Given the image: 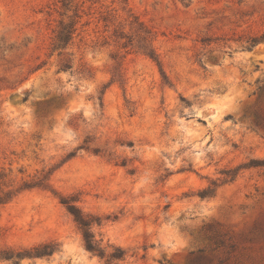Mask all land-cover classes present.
I'll return each mask as SVG.
<instances>
[{
  "label": "rangeland",
  "instance_id": "rangeland-1",
  "mask_svg": "<svg viewBox=\"0 0 264 264\" xmlns=\"http://www.w3.org/2000/svg\"><path fill=\"white\" fill-rule=\"evenodd\" d=\"M64 198L119 264H264V0H0V252L57 248L0 264H106Z\"/></svg>",
  "mask_w": 264,
  "mask_h": 264
},
{
  "label": "trees",
  "instance_id": "trees-1",
  "mask_svg": "<svg viewBox=\"0 0 264 264\" xmlns=\"http://www.w3.org/2000/svg\"><path fill=\"white\" fill-rule=\"evenodd\" d=\"M67 27H62L59 31L57 38L59 40V46H63L68 43L71 39L72 30ZM212 189H207L201 192L200 196L204 197L210 195ZM70 198H64L61 200V203L65 204L68 212L73 216L74 221L77 223L81 229L82 240L84 248L89 251L91 254L98 256L101 259H105L106 264H119V262L125 259V250L118 246H109L110 251H106L105 248L100 246V243L97 242L94 238V234L91 231V227L94 223L92 219L87 218L78 207L72 202ZM99 225V222H96ZM57 250L55 243H39L24 252L14 253L12 251L0 252V256L4 259H20V258H43L51 256ZM215 264H236V262L230 263L227 259H221Z\"/></svg>",
  "mask_w": 264,
  "mask_h": 264
}]
</instances>
